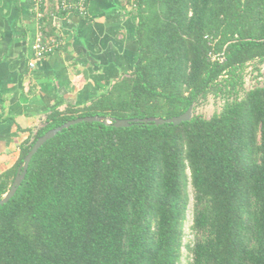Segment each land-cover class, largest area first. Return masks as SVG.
<instances>
[{
	"label": "trees",
	"instance_id": "trees-1",
	"mask_svg": "<svg viewBox=\"0 0 264 264\" xmlns=\"http://www.w3.org/2000/svg\"><path fill=\"white\" fill-rule=\"evenodd\" d=\"M51 3L50 12L41 4L44 39L59 36L53 13L70 12ZM126 6L139 44L133 70L88 103L49 112L0 173V199L35 141L71 119L172 117L209 93L225 104L179 125L83 121L60 131L0 205V264H178L190 185L191 264H264V85L244 90L248 64L264 63V0Z\"/></svg>",
	"mask_w": 264,
	"mask_h": 264
},
{
	"label": "crops",
	"instance_id": "crops-1",
	"mask_svg": "<svg viewBox=\"0 0 264 264\" xmlns=\"http://www.w3.org/2000/svg\"><path fill=\"white\" fill-rule=\"evenodd\" d=\"M46 1V12L51 2ZM44 1V2H45ZM33 0H0V173L53 109L83 105L131 72L139 58L127 0H89L86 14L53 13L60 47L30 63L40 33Z\"/></svg>",
	"mask_w": 264,
	"mask_h": 264
},
{
	"label": "water",
	"instance_id": "water-1",
	"mask_svg": "<svg viewBox=\"0 0 264 264\" xmlns=\"http://www.w3.org/2000/svg\"><path fill=\"white\" fill-rule=\"evenodd\" d=\"M194 109H195V103L191 104L184 113L172 117L123 118V119L112 120V118L106 116H99V115L85 116V117H78L75 119H71L56 128L50 129L35 141L32 148L25 156L23 163L18 167L17 174L10 189L4 195V197L0 199V205L5 204L11 199L12 196H14L18 187L21 185L27 174L33 156L37 153L40 147L49 139L53 138L60 131H62L67 127H70L71 125L78 124L83 121H87V122L99 121L108 125H113L115 127H128L134 123H146V124H156V125L170 123L174 125H179L183 122L190 121L194 117L195 115Z\"/></svg>",
	"mask_w": 264,
	"mask_h": 264
},
{
	"label": "rangeland",
	"instance_id": "rangeland-1",
	"mask_svg": "<svg viewBox=\"0 0 264 264\" xmlns=\"http://www.w3.org/2000/svg\"><path fill=\"white\" fill-rule=\"evenodd\" d=\"M244 90L248 91L255 86L264 85V63L257 64L256 62L249 63L244 71ZM244 91V92H245ZM242 92V93H244ZM233 97H231L232 99ZM226 99L222 96L209 93L206 98H200L195 102V114H201L210 118L216 111H221ZM190 200L186 212V219L183 226V241L181 246V257L178 264H191L192 253L190 246L193 245L196 231L193 229V209L194 198L191 185L189 186Z\"/></svg>",
	"mask_w": 264,
	"mask_h": 264
},
{
	"label": "built area",
	"instance_id": "built-area-1",
	"mask_svg": "<svg viewBox=\"0 0 264 264\" xmlns=\"http://www.w3.org/2000/svg\"><path fill=\"white\" fill-rule=\"evenodd\" d=\"M34 8L37 11V16L41 17V4L44 3V0H33ZM58 3V7L63 10H69L70 12H76L79 14H86L88 10V0H55ZM63 43V39L58 37H50L44 39L42 33L40 32L36 38L34 44V58L31 61L30 65L35 66L37 60L43 59L49 54L56 51L60 45ZM222 60L223 57H221Z\"/></svg>",
	"mask_w": 264,
	"mask_h": 264
}]
</instances>
